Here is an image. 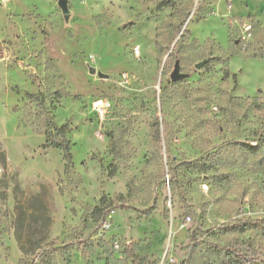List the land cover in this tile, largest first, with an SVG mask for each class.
Wrapping results in <instances>:
<instances>
[{
    "label": "rangeland",
    "instance_id": "rangeland-1",
    "mask_svg": "<svg viewBox=\"0 0 264 264\" xmlns=\"http://www.w3.org/2000/svg\"><path fill=\"white\" fill-rule=\"evenodd\" d=\"M57 1L0 5V264L264 253V0Z\"/></svg>",
    "mask_w": 264,
    "mask_h": 264
},
{
    "label": "trees",
    "instance_id": "trees-1",
    "mask_svg": "<svg viewBox=\"0 0 264 264\" xmlns=\"http://www.w3.org/2000/svg\"><path fill=\"white\" fill-rule=\"evenodd\" d=\"M235 78V77H234ZM261 92V91H259ZM67 127L66 125L54 126L52 129L45 132V143L44 145L50 148H55L61 151L64 159V171L67 172L71 165V149L69 140L66 138ZM238 145L242 147L245 151L250 154H256L261 151L264 153V136H261L257 144H251L247 142H239ZM264 158H262V161ZM30 217H35V214L31 213ZM251 228H263L264 229V218L262 219H249L245 222H236L232 225H228L226 230L229 232L243 233ZM23 246V244H22ZM38 247V245H36ZM229 256L234 258L237 264H254L256 261L264 258V253H258L254 249H248L246 252H243L240 249L235 247H228ZM131 264H143L145 261L148 263L147 259L143 256L136 254H131Z\"/></svg>",
    "mask_w": 264,
    "mask_h": 264
},
{
    "label": "water",
    "instance_id": "water-1",
    "mask_svg": "<svg viewBox=\"0 0 264 264\" xmlns=\"http://www.w3.org/2000/svg\"><path fill=\"white\" fill-rule=\"evenodd\" d=\"M57 4H58V6H59L60 9H61V12H62L64 18H65V19H68L69 15H70V11H69V9H68V0H58V1H57ZM201 65H202V64L200 63V64H198L196 67L199 68ZM89 71H90V73H91V70H89ZM98 75H99L100 77H106L105 74H102V73H100V72L98 73ZM179 77H180V74H179L178 67H175V68H174V71H173V73H172V75H171V79H172V80H176V79L179 78Z\"/></svg>",
    "mask_w": 264,
    "mask_h": 264
},
{
    "label": "built area",
    "instance_id": "built-area-1",
    "mask_svg": "<svg viewBox=\"0 0 264 264\" xmlns=\"http://www.w3.org/2000/svg\"><path fill=\"white\" fill-rule=\"evenodd\" d=\"M9 1L10 0H0V5L6 4ZM107 108H108V105H107V102H105V101L104 102H99V103L95 104V112H96L97 116L99 118L103 119L104 118V114H105ZM185 220L186 221H190V217L189 216H186L185 217ZM109 226H110L109 223H104L103 224V227L105 229H108Z\"/></svg>",
    "mask_w": 264,
    "mask_h": 264
},
{
    "label": "crops",
    "instance_id": "crops-1",
    "mask_svg": "<svg viewBox=\"0 0 264 264\" xmlns=\"http://www.w3.org/2000/svg\"><path fill=\"white\" fill-rule=\"evenodd\" d=\"M10 3H11V2H10ZM10 3H9V4H10Z\"/></svg>",
    "mask_w": 264,
    "mask_h": 264
}]
</instances>
